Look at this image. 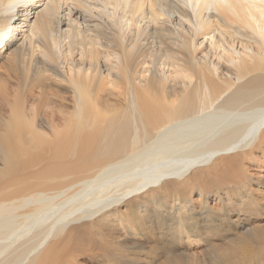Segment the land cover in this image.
Wrapping results in <instances>:
<instances>
[{"label": "bare ground", "instance_id": "obj_1", "mask_svg": "<svg viewBox=\"0 0 264 264\" xmlns=\"http://www.w3.org/2000/svg\"><path fill=\"white\" fill-rule=\"evenodd\" d=\"M252 167L264 0H0V264H264Z\"/></svg>", "mask_w": 264, "mask_h": 264}, {"label": "rangeland", "instance_id": "obj_2", "mask_svg": "<svg viewBox=\"0 0 264 264\" xmlns=\"http://www.w3.org/2000/svg\"><path fill=\"white\" fill-rule=\"evenodd\" d=\"M256 164H259V163H255L253 165H256ZM248 165H250V164H248ZM247 172L251 175L250 177L254 183H257V182L264 183L258 179V178L264 179L263 178L264 177V171L262 169L252 167V168L248 169ZM210 205H214V206L217 205V201L214 198H211ZM260 223L264 225V215L261 216ZM190 251L195 257H201L202 258V256H203V248L200 245L194 246L193 244H191ZM258 255L261 257L264 255V247L262 244H258ZM181 259H183V258H181ZM186 259L190 260L192 264H206V262H204V263L201 262V259L197 262H195L191 258L190 259L186 258ZM260 262L263 263L264 258H262V260Z\"/></svg>", "mask_w": 264, "mask_h": 264}]
</instances>
